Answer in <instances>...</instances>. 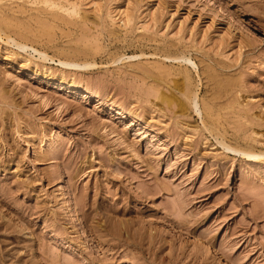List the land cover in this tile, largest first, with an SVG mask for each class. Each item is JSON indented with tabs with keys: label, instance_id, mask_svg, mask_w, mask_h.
<instances>
[{
	"label": "rangeland",
	"instance_id": "374dc122",
	"mask_svg": "<svg viewBox=\"0 0 264 264\" xmlns=\"http://www.w3.org/2000/svg\"><path fill=\"white\" fill-rule=\"evenodd\" d=\"M0 264H264V0H0Z\"/></svg>",
	"mask_w": 264,
	"mask_h": 264
},
{
	"label": "bare ground",
	"instance_id": "6f19581e",
	"mask_svg": "<svg viewBox=\"0 0 264 264\" xmlns=\"http://www.w3.org/2000/svg\"><path fill=\"white\" fill-rule=\"evenodd\" d=\"M56 20H57V19H56ZM7 38H8V37H7ZM17 45H19V44H17ZM19 46H21V44H20ZM17 47H18V46H17ZM22 47L24 48V46H21V48H22ZM184 59H185V57H184ZM189 62H191V61L189 60ZM63 64H64V65H65V64H66V65H72V66L75 65V66H80V67L82 66V68H83V67L92 66V65H90L89 63H88V64H87V63H85V64H84V63H83V64H74V63H73V64H72V63H64V62H63ZM66 65H65V66H66ZM75 66H73V67H75ZM93 66H94V65H93ZM67 67H68V66H67ZM79 69H80V68H79ZM211 76H212V75H211ZM213 78H214V77H213ZM222 84H223V83H222ZM226 84H227V83H226ZM215 86H216V85H215ZM217 89H218V88H217ZM196 98H197V97H196ZM162 100H163V99H162ZM195 103H196V102H195ZM179 105H180V104H179ZM195 107H196V106H195ZM197 108H198V106H197ZM208 110H209V108H208ZM198 111H199V110H198ZM206 111H207V110H206ZM239 153H240V152H239ZM247 155H248V156H254V157H258V156H259V155L254 154L253 152L247 153Z\"/></svg>",
	"mask_w": 264,
	"mask_h": 264
}]
</instances>
